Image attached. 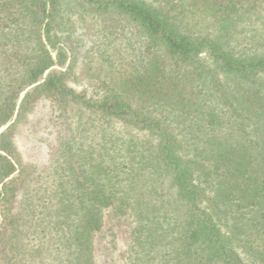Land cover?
Returning <instances> with one entry per match:
<instances>
[{"label":"trees","instance_id":"1","mask_svg":"<svg viewBox=\"0 0 264 264\" xmlns=\"http://www.w3.org/2000/svg\"><path fill=\"white\" fill-rule=\"evenodd\" d=\"M77 11L91 22L72 26ZM0 12L13 45L27 31L36 41L0 47V264H96L105 209L130 219L125 264H264V32L246 47L222 37L237 20L260 31L264 0H0ZM115 16L134 28L107 48L116 79L86 95L69 67L46 72L64 60L47 44L85 60L100 49L91 25ZM202 18L213 30H192ZM72 110L133 136L94 166L79 158Z\"/></svg>","mask_w":264,"mask_h":264},{"label":"rangeland","instance_id":"2","mask_svg":"<svg viewBox=\"0 0 264 264\" xmlns=\"http://www.w3.org/2000/svg\"><path fill=\"white\" fill-rule=\"evenodd\" d=\"M62 1L67 2L68 6H71L73 3V0H62ZM214 1L218 3L223 2V0H218V1L214 0ZM214 9H216V6H214ZM209 10L213 11V9L211 8ZM214 13L217 12L215 11ZM1 15L2 13L0 12V16ZM72 16L74 19L72 20L71 25L75 27L80 26L82 22L81 21L82 17H84L87 20L88 24L91 22L90 20H92L93 17L92 14L84 13L82 15L78 11L75 12ZM259 20L260 19L254 20L255 26L261 24ZM1 23L2 20H0V47L3 48L4 50H7L8 53H10L11 50L17 47H21V45L23 46L26 44L29 49L36 45V41H34L29 31L21 33L19 44L13 45L14 37L12 35V31L7 27L2 26ZM211 23L214 24L213 20L208 21L205 20L204 18L199 20L196 19L195 25H192V30L199 31L202 29V31H204V28L213 30V25ZM236 23L239 26L238 32H236L235 34H232L230 32L226 34L225 32H223L222 37L225 42H227V39H230V42L232 44H235L238 47H246V46H251L255 44L257 41L261 40L262 38L261 30L263 28V32H264V23L260 25L261 27L260 31L258 30L254 31V25L253 27L251 26L246 27L245 23L247 22L245 21L237 20ZM70 28L71 26L68 29H66V31H69ZM97 28H99L100 31H98ZM74 30L71 32V36H74ZM90 31L93 33L97 32V35L99 36L98 42L100 43V49H97V51L93 50L91 54H88L85 60L81 59L82 56H80V58L74 59L73 55L70 53L68 49L65 48L62 42L56 43L54 47L47 44V46H49L48 50L53 59L56 60V54L62 52L64 60L62 62L55 61L54 65L51 66L48 70H46V72L47 71L64 72L67 71L69 67L70 69L69 74L71 77V81L69 82L71 87L86 95L87 94L92 95L93 92L101 88V87H97L99 80L101 81L103 79L108 80L107 78L112 76H114L115 79L117 78L118 76L117 72L114 69V67H112L109 61L107 48H111L109 47V43H111L112 45L111 49L116 50L120 46L121 41H124L125 36L129 32H133L134 28L126 20L116 18L115 16V18L112 20H110V18H104L99 25L95 26V28L94 26L91 25ZM104 34H106V37ZM132 35L134 38L135 35L134 34ZM27 36L28 39H26ZM202 55H204V53H202ZM4 56L8 57L9 54L0 53V61H6ZM71 65H73L72 69H71ZM87 67L89 68L91 74H87L86 72ZM75 112L76 114H74ZM71 113L72 115H74L75 118H79V120L81 121V122L79 121L80 123L78 125L77 135L75 137L76 148H77L76 150L79 154V158L85 154L90 156L92 158L91 162H93L94 166H95L94 160L96 161L99 160L100 156L98 154L101 152H104V154L107 155L113 154L115 156H118L119 155L118 147L121 146V142L123 141V134L126 137L132 135L128 131L126 132L125 129H123L122 127H118L117 125L112 124V122H106L102 120L103 118H96L93 114H92L93 116L88 114L89 113L88 111L72 110ZM67 133L68 131L65 129L63 132H59V133H57V130H54V136L56 135V137L58 136L62 137L64 136V134ZM133 133H135V131H133ZM139 138H140V133L138 131V133L136 132V137L134 142H137ZM57 148L58 147L54 145L51 150L49 148V151L51 154L50 156H52L54 160H56L55 164H57L56 166L59 169L60 159H62V156L60 154V151H56ZM72 157L74 158L78 157L76 155V152H73ZM57 175H59L58 172ZM33 181L34 182L31 184L32 185L31 187L36 186L35 183L37 179H34ZM141 182L143 185L140 184V186L143 189H146V183H148V181L145 180L144 182L143 181ZM153 183L155 184V186H157L156 181H153ZM160 188L161 186H159L158 190H161ZM135 189L138 190L137 185H135ZM155 196H156L154 197L155 200L160 199L158 192ZM103 212H104V224L100 227L98 231L94 232L92 237L95 263L125 264L124 261H125L126 245L128 243L130 230H131L130 219L128 218L127 215L123 217L122 216L119 217L115 215L112 217L110 215L109 209H105L103 210ZM111 231L115 232L117 246L113 254H111L110 256L108 252L110 247L108 239L110 238L109 234ZM36 247L37 246L33 247V249H36ZM33 255L36 257V253H33Z\"/></svg>","mask_w":264,"mask_h":264}]
</instances>
